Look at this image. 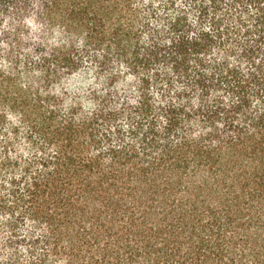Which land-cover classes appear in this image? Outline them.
<instances>
[{"label":"trees","instance_id":"16d2710c","mask_svg":"<svg viewBox=\"0 0 264 264\" xmlns=\"http://www.w3.org/2000/svg\"><path fill=\"white\" fill-rule=\"evenodd\" d=\"M0 264H264V0H0Z\"/></svg>","mask_w":264,"mask_h":264}]
</instances>
